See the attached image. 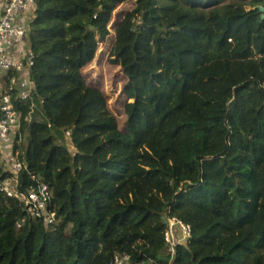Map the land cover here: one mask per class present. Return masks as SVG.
I'll use <instances>...</instances> for the list:
<instances>
[{
	"label": "trees",
	"instance_id": "trees-1",
	"mask_svg": "<svg viewBox=\"0 0 264 264\" xmlns=\"http://www.w3.org/2000/svg\"><path fill=\"white\" fill-rule=\"evenodd\" d=\"M126 1L35 0L16 176L0 150V264H264V0H134L109 48L120 129L81 70ZM42 186L51 224L18 197ZM171 218L189 227L173 254Z\"/></svg>",
	"mask_w": 264,
	"mask_h": 264
},
{
	"label": "built area",
	"instance_id": "built-area-1",
	"mask_svg": "<svg viewBox=\"0 0 264 264\" xmlns=\"http://www.w3.org/2000/svg\"><path fill=\"white\" fill-rule=\"evenodd\" d=\"M34 6L35 0H0V150L4 152L11 150L13 138L19 130L20 112L15 103L31 100L34 92L30 81L33 56L25 41ZM30 103V108L34 109L35 103ZM8 161L11 172L16 176L21 170V164L11 155ZM5 185L8 188L7 194L16 197L10 183ZM18 197L36 217H43L45 224L53 222V214L45 210L48 200L45 186L38 192L28 191ZM188 236L189 227L175 218L167 221L164 242L171 254L174 253V247ZM127 261L128 257L122 254L115 256L112 264H127Z\"/></svg>",
	"mask_w": 264,
	"mask_h": 264
},
{
	"label": "rangeland",
	"instance_id": "rangeland-1",
	"mask_svg": "<svg viewBox=\"0 0 264 264\" xmlns=\"http://www.w3.org/2000/svg\"><path fill=\"white\" fill-rule=\"evenodd\" d=\"M133 7L134 0H127L115 9L108 27L109 35L107 39L99 43L94 59L81 70L86 83L100 88L104 95H106L108 107L117 117L120 129L124 128L126 120L121 101L123 99L121 92L125 85V79L120 68L110 63L109 48L114 35L115 25ZM3 154L2 157H10L8 150ZM178 237L181 239L179 233Z\"/></svg>",
	"mask_w": 264,
	"mask_h": 264
},
{
	"label": "clouds",
	"instance_id": "clouds-1",
	"mask_svg": "<svg viewBox=\"0 0 264 264\" xmlns=\"http://www.w3.org/2000/svg\"><path fill=\"white\" fill-rule=\"evenodd\" d=\"M16 136V135H15ZM13 140H14V138H13ZM15 160H16V158H15ZM17 161V160H16ZM47 193H48V198H50V194H49V191L47 190ZM23 202V201H22ZM28 207V206H27ZM28 210H29V208H28ZM45 210H46V212L48 213V214H53V213H50V212H48V210H47V207L45 208ZM30 212V211H29ZM31 214H32V216L34 217V218H37V219H41L42 220V222L45 224V221H44V219H43V217H36L35 215H34V213H32L31 212ZM53 221H54V214H53ZM53 223V222H52ZM51 224V223H50ZM165 245H166V243H165ZM167 246V245H166ZM168 247V246H167ZM120 255H122V254H120ZM123 255H126V254H123ZM117 256V255H116ZM127 256V255H126ZM128 257V256H127ZM114 259V258H113ZM113 262V261H112ZM112 264V263H111ZM127 264H130L129 263V257H128V261H127Z\"/></svg>",
	"mask_w": 264,
	"mask_h": 264
},
{
	"label": "water",
	"instance_id": "water-1",
	"mask_svg": "<svg viewBox=\"0 0 264 264\" xmlns=\"http://www.w3.org/2000/svg\"><path fill=\"white\" fill-rule=\"evenodd\" d=\"M263 10V8L262 7H259V11H262Z\"/></svg>",
	"mask_w": 264,
	"mask_h": 264
}]
</instances>
